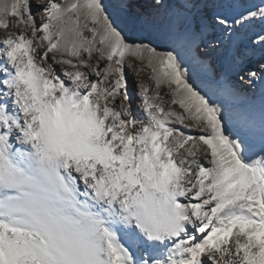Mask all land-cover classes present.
<instances>
[{
	"label": "snow or ice",
	"instance_id": "6c2138e0",
	"mask_svg": "<svg viewBox=\"0 0 264 264\" xmlns=\"http://www.w3.org/2000/svg\"><path fill=\"white\" fill-rule=\"evenodd\" d=\"M233 6L0 0V264H264V117L207 60L264 24Z\"/></svg>",
	"mask_w": 264,
	"mask_h": 264
},
{
	"label": "rangeland",
	"instance_id": "374dc122",
	"mask_svg": "<svg viewBox=\"0 0 264 264\" xmlns=\"http://www.w3.org/2000/svg\"><path fill=\"white\" fill-rule=\"evenodd\" d=\"M220 2L222 0H217V3ZM231 2L233 7H218L216 12L227 14L231 18L241 11H246L247 8L254 9L257 5L264 6L263 0H231ZM247 27L250 28L238 29L231 40L224 36V39L229 42L227 47H214L207 50V60L220 74L221 82L234 90V99L230 105L231 111L237 115L250 116L258 123L264 117V73L261 72V65L264 64V48L254 46L250 41L256 33L264 31V24L257 22ZM140 36L139 33H129L130 39L133 40H138ZM183 55L189 59L192 55L190 48L185 47ZM250 68L254 72L257 71V77L255 76L253 80H250L247 75ZM128 75L130 91L135 100L137 82L135 71L129 70Z\"/></svg>",
	"mask_w": 264,
	"mask_h": 264
},
{
	"label": "bare ground",
	"instance_id": "6f19581e",
	"mask_svg": "<svg viewBox=\"0 0 264 264\" xmlns=\"http://www.w3.org/2000/svg\"><path fill=\"white\" fill-rule=\"evenodd\" d=\"M264 1V0H263ZM218 8V7H217ZM217 8H215V9H209L208 11H207V13H206V15L208 16V23L210 24V17L213 15V14H215L216 13V11H217ZM251 27V26H250ZM250 27H244V28H240V29H245V28H250ZM210 32H211V35L209 36V39L210 40H212V41H215V43H214V45L213 46H210L209 48H208V50H211V49H213L214 47H217V48H221V47H227L228 46V43L229 42H227L225 39H224V34H223V32H222V30H220L219 28H214V27H211L210 28ZM249 72H254V70L252 69V68H250L249 69V71H247V75H248V73ZM257 72V71H256ZM262 72V71H261ZM264 73V72H263ZM259 74H260V72H259ZM258 74V75H259ZM262 74V73H261ZM135 76H136V78H137V81L140 79V77H138L137 75H136V73H135ZM249 76V75H248ZM257 77V76H256ZM262 77V76H261ZM249 78H250V80H253L255 77H251V76H249ZM245 79V78H244ZM243 79V80H244ZM256 79H258V78H256ZM260 80V79H259ZM263 83V82H262ZM254 85V84H253ZM262 85V84H261ZM258 87V86H257ZM141 116L143 115V114H140Z\"/></svg>",
	"mask_w": 264,
	"mask_h": 264
}]
</instances>
